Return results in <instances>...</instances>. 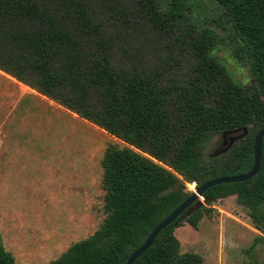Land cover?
I'll return each mask as SVG.
<instances>
[{
	"label": "trees",
	"instance_id": "trees-1",
	"mask_svg": "<svg viewBox=\"0 0 264 264\" xmlns=\"http://www.w3.org/2000/svg\"><path fill=\"white\" fill-rule=\"evenodd\" d=\"M113 0H0V70L77 113L127 145L109 144L102 159L105 217L100 227L46 264H123L151 230L195 187L245 173L253 141L264 128V0H213L222 9L235 56L251 83L235 80L215 53L217 35L193 22L184 0H130L159 38L188 27L175 45L179 58L132 60L115 29L123 11ZM167 43V41H166ZM246 133L207 155L218 134ZM235 195L259 231L243 249L242 264H261L264 244V136L257 173L208 187L164 227L132 264H201L180 252L176 227L196 228L218 199ZM0 264H18L0 244Z\"/></svg>",
	"mask_w": 264,
	"mask_h": 264
},
{
	"label": "rangeland",
	"instance_id": "rangeland-1",
	"mask_svg": "<svg viewBox=\"0 0 264 264\" xmlns=\"http://www.w3.org/2000/svg\"><path fill=\"white\" fill-rule=\"evenodd\" d=\"M129 1H112L123 15L98 13L110 20L106 27L110 34L112 19L120 18L115 27L121 38L118 45L127 50L128 58L149 64L158 61L157 56L178 59L177 39L190 24L184 22L161 39ZM184 1L194 23L215 31V53L232 77L251 83L248 66L235 56L223 9L213 0ZM245 133L244 129L216 135L206 154L224 151ZM109 144L127 145L0 70V244L18 264L55 260L100 227L105 217L101 159ZM186 187L195 190L192 183ZM209 206L210 213L196 228L188 223L175 228L180 252L198 254L201 264H242L243 249L259 234L247 208L235 195ZM256 252L264 264V244H258Z\"/></svg>",
	"mask_w": 264,
	"mask_h": 264
},
{
	"label": "water",
	"instance_id": "water-1",
	"mask_svg": "<svg viewBox=\"0 0 264 264\" xmlns=\"http://www.w3.org/2000/svg\"><path fill=\"white\" fill-rule=\"evenodd\" d=\"M264 136V128H261L255 135L253 141V158L254 163L253 166L247 170L245 173L230 175V176H221L214 179H211L202 185L195 188L193 192L176 208H174L168 215H166L148 234V236L144 239L143 243L136 248L126 259L123 264H132L133 261L148 247H150L154 241L156 235L168 224L173 222L189 205L192 203H197L198 205L202 204L201 197L203 192L210 186L216 185L224 182H235V181H243L247 180L250 177L254 176L260 165V157L262 151V139Z\"/></svg>",
	"mask_w": 264,
	"mask_h": 264
},
{
	"label": "built area",
	"instance_id": "built-area-1",
	"mask_svg": "<svg viewBox=\"0 0 264 264\" xmlns=\"http://www.w3.org/2000/svg\"><path fill=\"white\" fill-rule=\"evenodd\" d=\"M192 186H193L194 189L196 188L194 182L192 183ZM200 199H201L202 202L204 201V198L203 197H201Z\"/></svg>",
	"mask_w": 264,
	"mask_h": 264
}]
</instances>
